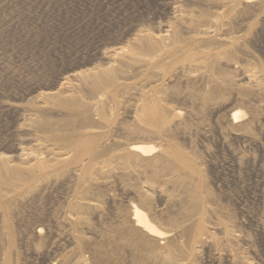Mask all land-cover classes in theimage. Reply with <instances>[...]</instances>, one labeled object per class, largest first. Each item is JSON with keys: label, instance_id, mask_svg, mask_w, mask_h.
Returning <instances> with one entry per match:
<instances>
[{"label": "rangeland", "instance_id": "obj_1", "mask_svg": "<svg viewBox=\"0 0 264 264\" xmlns=\"http://www.w3.org/2000/svg\"><path fill=\"white\" fill-rule=\"evenodd\" d=\"M182 1L0 0V155L10 156L12 167L24 166L22 161L18 162L17 156L23 149H34L31 141L43 137L41 131L45 126L50 127L53 122L68 120L50 102L40 100V93L57 89L73 73L84 74L96 64L112 67L119 77L120 85L126 84L122 85L124 92L120 102H113L112 90H107L103 97L108 107L104 121H109V125L104 121L101 124L102 141L110 139L117 143L112 142L104 149L103 161L108 163L104 162L102 171L86 175L78 181L68 180L67 183L62 175H38L40 177L37 176L36 179L28 177L24 187L5 198L4 205L0 206V264L131 263L132 254L128 251L123 254L113 252L110 257L102 254L108 248L109 239H118L116 236H119V229L126 222L131 206L140 203L145 182L143 175H133V172L123 169L117 158L125 157V144L132 141L150 142L152 139L151 142L157 147L162 146L158 137L149 138L140 133L146 125L139 118L134 120L131 114L133 110L129 108L139 97L141 85H146L148 81L155 82L163 74L154 66V61L142 60L137 56L138 60L132 59L135 55H131L129 50L135 34L146 29L157 33L169 21L173 22L172 8ZM182 3L191 5L188 0ZM250 17L252 19L249 21L254 19L252 28L246 23ZM244 19L246 22L231 27L235 34L233 37H236L233 59L229 66L225 62L218 64L217 72L221 71L220 75L223 73L219 77L214 100L207 104L202 100L206 87L201 83L195 84L196 87L194 83L190 86L169 84L170 88H166L169 95H177L174 98L177 100H173V103L170 101V108L180 111L182 121L189 112L196 119L192 121L193 127L191 125V130L189 128L186 135H173V139L185 156L192 159L198 167V182L199 185L202 184L206 196H203L205 212L199 213L198 219L203 217L219 224L217 227L220 226L211 232L212 244H205L197 264H230V252H233L234 255L231 256L234 258H239L240 255L244 261H252L251 264H264V94L254 92L250 99L239 95L244 82L241 72L249 70L264 85V11L262 14L253 12ZM122 48L128 49L127 52V49L121 50V54L126 57L113 61L115 63H109L102 56L105 49L112 51ZM139 61H143V66ZM122 64L125 67L122 66L120 70ZM125 68L130 69L124 71L126 74L123 72ZM151 74H156V78L152 80L149 77ZM73 82L74 86L77 82ZM81 92L79 91V95L77 92L76 96H82ZM123 93H126L125 96ZM220 93L227 95L225 101L232 103L231 110L240 109L249 116L255 112L254 132L251 130L253 134L245 136L250 137V143L232 138V125L228 121L230 111L225 110V101L220 99ZM120 104L124 110L120 108ZM125 108L128 110L124 113ZM170 177L171 175L163 176V181L161 178L158 180L159 186L155 185L149 191L153 209L167 208L168 212L159 216L165 219L177 212L175 207H170L174 204L173 198L176 195L170 189ZM98 182L103 185L100 189L93 187ZM161 187L164 190L162 193ZM86 199L99 205V211H85L84 217L90 224V229L78 230L75 224L69 222L72 220L70 209L74 202H85ZM225 225L241 234V242L232 245L227 240L222 228ZM124 259L126 263L122 262ZM243 260L237 262L243 263ZM148 264L155 263L150 261Z\"/></svg>", "mask_w": 264, "mask_h": 264}, {"label": "bare ground", "instance_id": "obj_2", "mask_svg": "<svg viewBox=\"0 0 264 264\" xmlns=\"http://www.w3.org/2000/svg\"><path fill=\"white\" fill-rule=\"evenodd\" d=\"M182 2H180V4H174L172 8L173 22L169 21L167 25H163V30H159L157 33L153 32L154 30L151 32L146 31V29L145 31H140L139 34H135L132 47L129 50L131 55H135L132 59L134 58V60H136L138 57H141V59H148L149 62L154 61V66L163 74L161 75L162 77L158 78L155 82L153 78H156V74L155 76L151 74L149 77L152 78L153 81L150 82L147 80L148 83L146 85H141L142 88L139 97L136 99L135 104L133 103L134 105L131 103V107L129 108L133 110L131 114L134 118H132L134 120L139 118L146 125V127L143 126L140 130V133L147 137H158L163 143L162 146L157 147L151 142L152 139L150 142L132 141L125 144V157L117 158L123 169L133 172V175H143L145 178H143V181L145 182L140 197V203L131 206V212L127 214L126 222H124L119 229V236H116L118 239H116V241H114V239H109L107 244L108 248L102 251V254L110 257V254L113 252L123 254L124 251H128L132 254L130 264H148L150 261H154L155 264H197L205 244H212L211 232L217 230L220 226L217 227L219 224L216 225L211 220L207 221L203 217H199L198 219V214L205 212L206 204L203 197L205 196L204 188H202V184L200 183L199 185L198 182L197 164L193 163L192 159L185 156L183 153L184 151H181L173 139V135L175 136L183 133L184 136L187 134V130L191 125L193 127L195 115L189 112L188 116L186 114L187 117L185 120L182 121L181 118L183 115H180V111L177 112L175 109L170 108L171 102L173 103V100H177L174 99L177 95H169L167 90L170 88L169 84L179 83L190 86V84L193 83L194 85L201 83L206 87V91L202 94V100L207 104L213 98L215 99L217 85L219 84L218 80L223 73L222 72L220 75L219 73L221 71L217 72L218 64L225 62L229 66L233 59V47L235 46L233 44L236 41V37H233L235 34L231 30V27L237 23L242 24L244 21L246 22L244 18L253 12L262 14L264 11V0H188V4L191 3L190 6ZM251 19V17L247 18L246 22L249 28H252L254 23V19L249 21ZM125 49H119L120 51L105 49L102 56L111 63L126 57L121 54V50L125 51ZM127 51L128 49L126 52ZM128 58L130 59L131 57L128 56ZM125 60L126 59H124V61ZM131 62L133 61L131 60ZM145 62H147V60ZM140 63L141 66H143V61ZM144 65L146 67V63ZM96 66L98 65L96 64ZM96 66L86 70L84 74H77L76 72L74 75L73 73V75L70 76L71 78H66L57 89L42 92L38 95L40 100L48 101V103L50 102L53 108L62 115H65V117H68V120L65 119L66 121L61 123L53 122V124L51 123L52 125L49 123L50 127L45 126L41 131L43 137L32 139L31 142L34 144V149L30 151L25 149V151L22 148L23 150L17 157L18 162L22 161L23 167H12V165H10L12 161L10 156L0 155V206L4 205L5 198L11 195V192L14 193L19 188L21 189V187H24L28 177L36 179L35 177L38 175H62L64 180L67 179V183L68 180L77 179L78 181L79 179L85 178L86 175H95L97 172L103 170L104 164L107 162L103 161L104 149L112 142L113 144L117 143L114 140L110 141V139L104 142L102 141L103 132L101 133V124L104 121L105 112L108 110L105 104L106 99L104 98L103 100V97L107 90H112V94H114L113 102H120V99H123V86H126V84L123 83V85L121 83L123 86L120 85L119 77L114 73L112 67H105L106 65ZM122 66L123 64L120 70ZM149 66H151V64ZM116 67L118 66H115V68ZM124 67L125 66H123V68ZM149 68L152 69L151 67ZM118 69L117 73L119 72ZM127 69L129 68H125L123 72L125 70L127 71ZM248 71L249 70H247V72H241L244 82H242L243 85L241 86L242 89L239 95L246 99H250L251 96L254 95V92L263 95L264 85L260 84L263 82H260L254 73H252V75L250 74L251 72L249 73ZM139 75H141V72ZM144 76L145 75H143V78ZM239 78L241 79V77ZM72 81H76L78 85L73 82L75 84L73 86ZM194 87H196V85ZM166 88L168 89L166 90ZM79 91H83L81 92L83 93L82 96H76L77 92L79 95ZM198 96H200V94ZM219 97L225 101L227 95L225 93H220ZM224 103L225 107H223L225 110L230 111L228 121H230L232 125V133L230 132L232 138L234 140H245L244 142H249L248 138L250 137L246 138L245 136L249 133L253 134L251 130H254L253 126L256 124L255 112L249 116V114L240 109L231 110L232 103L228 101ZM122 105L124 104L122 103ZM117 106L119 105L117 104ZM129 106L128 104V107ZM127 110L128 109H126L124 113L127 112ZM181 113L183 114V112ZM104 122L107 123L109 121L106 120ZM107 124L109 125V123ZM123 171L125 172V170ZM167 175H171L168 182L172 187H170V189L176 193L174 196L175 198L172 197L174 204L170 207H175L177 212L175 211L173 214H170L166 219L163 217L165 219L163 220V218L159 216L165 215L168 210L166 207H164V209L154 207L155 209H153L149 191H152L155 185L159 186L158 180L161 178L163 181L162 177ZM60 176L57 178L59 179ZM94 186L100 189L103 185L98 182L93 185V187ZM162 187L161 193L164 191H162ZM69 199L71 200V198ZM84 201L86 203L83 201L74 202V204H72L73 207L70 209L72 210L70 212L72 220L69 222L75 224L78 230L90 229V224L84 217L85 211H99V205L96 206L92 200L86 199ZM167 203H169V201H167ZM221 223L222 222H220V224ZM222 228L227 236V240L232 245L241 242V234H238L231 226L225 225L222 226ZM40 232L41 229L39 230V233ZM221 232H223V230ZM77 234L80 233L77 232ZM232 253L230 252V256H228L231 258L229 260L230 264L252 263V261L249 260L244 261L245 259H241L240 255V259L237 258L238 256L235 257L239 262L243 260V263L242 261L239 263L237 262L238 260L236 261V259L231 256L234 255ZM122 262L126 263V260Z\"/></svg>", "mask_w": 264, "mask_h": 264}]
</instances>
